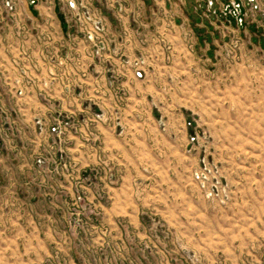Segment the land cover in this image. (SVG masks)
<instances>
[{
	"label": "rangeland",
	"instance_id": "rangeland-1",
	"mask_svg": "<svg viewBox=\"0 0 264 264\" xmlns=\"http://www.w3.org/2000/svg\"><path fill=\"white\" fill-rule=\"evenodd\" d=\"M211 1L0 29V264H264V0Z\"/></svg>",
	"mask_w": 264,
	"mask_h": 264
},
{
	"label": "built area",
	"instance_id": "built-area-1",
	"mask_svg": "<svg viewBox=\"0 0 264 264\" xmlns=\"http://www.w3.org/2000/svg\"><path fill=\"white\" fill-rule=\"evenodd\" d=\"M98 0H0V29L3 28H10V29H21V30H33V28H39V26L31 24H18V19L27 18L28 20L31 19L29 10L31 7L36 9L37 3L41 2V6H43V12L46 13L47 17L52 20L51 12L55 9L56 5L61 8H66L68 11L74 12V11H86L92 14L95 18H98V11L96 8V2ZM103 1V0H102ZM204 0H195V3H201ZM45 5H44V4ZM83 3L85 5H83ZM110 9L115 7L114 0H106L105 2ZM204 3V2H203ZM249 5L253 6L255 8V1L254 0H248ZM205 4V3H204ZM214 4V1L206 0V7H211ZM230 5L233 7L234 12L236 15L234 16L235 20L238 21L239 25H242V19L240 18V5L236 0H231ZM41 6L39 8H41ZM38 7V6H37ZM225 6H222V9ZM124 11H130L124 7ZM227 12V9H226ZM228 13L231 14L230 9H228ZM48 19H45L44 24L42 25L43 29H45L46 34L43 33V36L39 38V34L36 33L33 35L32 33L28 35L27 42H32L34 44H49L52 35H55V41H57V30H61L62 26L60 23H57L56 21H47ZM25 23V22H24ZM92 29L99 30L98 22H93ZM58 41L60 42V38L58 37ZM137 76H140L139 73H136Z\"/></svg>",
	"mask_w": 264,
	"mask_h": 264
}]
</instances>
